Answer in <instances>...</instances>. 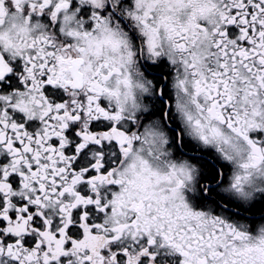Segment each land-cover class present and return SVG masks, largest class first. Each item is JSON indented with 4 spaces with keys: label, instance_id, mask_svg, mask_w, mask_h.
Here are the masks:
<instances>
[{
    "label": "snow or ice",
    "instance_id": "1",
    "mask_svg": "<svg viewBox=\"0 0 264 264\" xmlns=\"http://www.w3.org/2000/svg\"><path fill=\"white\" fill-rule=\"evenodd\" d=\"M0 264H264V0H0Z\"/></svg>",
    "mask_w": 264,
    "mask_h": 264
}]
</instances>
